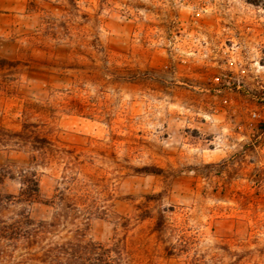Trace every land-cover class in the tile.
Listing matches in <instances>:
<instances>
[{
  "label": "rangeland",
  "instance_id": "rangeland-1",
  "mask_svg": "<svg viewBox=\"0 0 264 264\" xmlns=\"http://www.w3.org/2000/svg\"><path fill=\"white\" fill-rule=\"evenodd\" d=\"M24 123L77 157L35 169L33 220L76 175L130 264H264V0H0V127Z\"/></svg>",
  "mask_w": 264,
  "mask_h": 264
},
{
  "label": "trees",
  "instance_id": "trees-1",
  "mask_svg": "<svg viewBox=\"0 0 264 264\" xmlns=\"http://www.w3.org/2000/svg\"><path fill=\"white\" fill-rule=\"evenodd\" d=\"M0 146L30 153L27 166L18 171L0 160V185L14 175L21 183L17 195L0 193V264H130L124 238L114 237L108 243L88 238L95 211L77 185L76 175L63 176L66 186L57 188L49 201L54 209L50 220L30 217L28 208L40 192L35 169L59 158L66 170H72L69 165L77 160L73 151L57 147L34 123H24L19 131L0 127Z\"/></svg>",
  "mask_w": 264,
  "mask_h": 264
}]
</instances>
